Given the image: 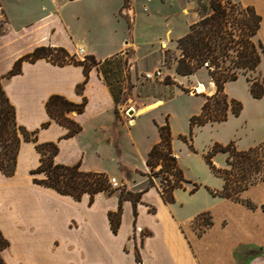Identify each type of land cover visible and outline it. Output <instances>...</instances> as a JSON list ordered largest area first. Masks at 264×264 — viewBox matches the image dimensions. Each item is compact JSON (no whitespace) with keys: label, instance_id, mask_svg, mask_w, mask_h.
I'll return each instance as SVG.
<instances>
[{"label":"crops","instance_id":"0c3cea01","mask_svg":"<svg viewBox=\"0 0 264 264\" xmlns=\"http://www.w3.org/2000/svg\"><path fill=\"white\" fill-rule=\"evenodd\" d=\"M35 1L0 0V24L4 28L0 32V77L38 47L63 48L79 60L93 56L101 64L86 78L83 66H59L40 59L23 62L20 74L2 81L15 107L17 123L30 132L38 131L37 143H21L15 174L7 177L0 171V230L10 242L3 253L5 263L264 264V181L241 193L254 209L214 196L207 207L189 216L182 212L185 204L174 206L178 202L176 190L174 203H166L154 177L155 186L148 187V156L160 141L159 127L169 124L171 118L163 112L165 120H160L159 111L173 98L174 86H179L159 78L143 79V74L154 73L158 66H141V56L151 52L147 44L139 45L146 49L135 53L133 66L121 63L119 57L126 61L129 56L133 46L129 38L137 21L159 20V12L141 18L138 0ZM239 2L254 7L262 17L258 39L264 46V0ZM83 5H89L92 12L98 10L99 18L113 23L110 36L91 41L90 32L80 31L77 24L83 19L82 13L66 10ZM30 7L40 9L41 14L29 18L26 10ZM11 8L16 11L12 15ZM197 21L186 25L177 38L187 34V27ZM153 37L159 39V35ZM79 48L84 50L82 54ZM109 60L115 61L104 68L105 77L100 67ZM173 80L182 83L177 77ZM54 95L75 104L86 100L83 112L69 114L82 128L78 134L66 137L69 130L49 117L46 104ZM231 117L236 116L230 114L228 119ZM51 142L59 148L56 163L103 173L109 180L119 179L122 187H112L113 194L98 193L91 202L89 194L77 201L35 184L34 178H44L31 174L41 164L36 145ZM172 149L181 167L173 138ZM122 191L142 196L136 206L131 200L122 201L121 224L114 233L109 214L118 211ZM203 213L209 215L212 225L200 234L196 222Z\"/></svg>","mask_w":264,"mask_h":264},{"label":"trees","instance_id":"16d2710c","mask_svg":"<svg viewBox=\"0 0 264 264\" xmlns=\"http://www.w3.org/2000/svg\"><path fill=\"white\" fill-rule=\"evenodd\" d=\"M210 8L209 13L191 24L187 34L177 40L178 53L173 57L176 75L191 76L199 69L206 68L216 88L213 95L206 97L200 115L191 118V131L194 127L208 123L225 122L230 114L236 117L241 114L242 103L230 99L225 92L226 84L238 80L240 76L247 78L250 94L254 99H262L264 96V84L251 77L264 59V46L258 39L262 17L254 7L232 0H210ZM169 54V50L165 51L166 62L170 61ZM40 59L59 66L66 64L83 66L86 78L93 67L101 64L93 56L79 60L63 48L38 47L32 53L19 58L13 68L0 77V171L7 177H12L16 172L21 143L23 141L37 143L38 131L30 132L17 123L15 107L10 102L2 81L20 74L23 62L34 63ZM115 60L106 61L101 65L100 69L104 70L105 77L107 72L104 68L108 69ZM164 83L175 84L170 77H167ZM81 88L82 85L78 90ZM86 104V100L81 104H75L63 96L54 95L47 101L46 109L52 120L69 130L66 137H71L78 134L82 128L69 117V114L74 111L83 112ZM49 124L45 123L43 127L46 128ZM159 134L160 141L152 148L147 160L151 172L148 187L155 186L152 177H161V197L166 203H174L175 190L186 189L185 185L191 182L186 180L173 153L170 125L167 123L160 126ZM183 139L187 142L186 138ZM190 148L194 149L192 145ZM36 149L41 155V164L31 174L44 175V178H34L35 184L53 189L61 195L71 196L77 201L85 194L90 195L92 202L98 193L115 192L109 178L103 173L84 172L79 165L67 166L56 163L55 157L59 152L57 143L37 144ZM219 152L227 155L225 169H217L212 162L214 155ZM205 160L214 173L224 179L222 190L212 191L214 196L229 198L242 202L249 208H255L251 201L241 198V193L264 181V142L248 150H238L233 143L226 146L216 144L205 156ZM198 189L199 186L194 184L191 194ZM120 195L118 211L109 214L114 233H117L121 224L122 201L131 200L136 206L142 193L122 191ZM262 209L264 211V205ZM207 215L203 213L197 218L203 227L199 228L200 234L212 225ZM9 246V240L0 230V264H6L3 253Z\"/></svg>","mask_w":264,"mask_h":264},{"label":"rangeland","instance_id":"374dc122","mask_svg":"<svg viewBox=\"0 0 264 264\" xmlns=\"http://www.w3.org/2000/svg\"><path fill=\"white\" fill-rule=\"evenodd\" d=\"M40 1L42 0H36L35 2L40 4ZM232 1L239 2L240 0ZM86 6L88 7L86 8ZM86 6H77L78 8L73 6L67 8L66 11L72 13L77 9L82 13L83 19L77 26L83 34L90 32L91 41H96L95 38L100 39L103 35L110 36L112 27H114L113 23L105 21L102 17L99 18L100 12H97L98 10L94 9L92 12L89 5ZM100 6L97 5L96 7L100 9ZM137 6L141 18L147 14L156 15L159 12V20L142 21V19H139L134 28V33L129 38L130 42L133 43L128 51L129 56L126 61H124L123 56L119 58L121 63H130V66H133L135 64V53L138 54L146 49L139 45L144 46L147 44L151 52H148L146 56H141V66H151L152 68L158 63L155 72L160 71L161 76H157L152 80L159 78V81L164 83L166 78L170 77L179 86V89L176 86L172 89L173 98L159 111V118L162 120L161 113L163 112H168L171 115L169 124L172 129L173 145L180 153L179 162L184 176L186 180L191 182L185 185L187 190L181 188L176 190L178 202L174 206L179 208L181 204H185L184 207L182 206V212L189 216L209 205L208 200L214 198L212 191H221L223 188L224 179L214 173L205 160V156L211 152L212 148L216 144L226 146L233 143L238 150H247L256 147L264 140V98L254 99L250 94V84L247 78L240 76L238 80L226 84L225 92L229 98L242 103L241 115L231 117L225 122L197 126L192 128L191 131V118L200 115L206 97L213 95L216 88L206 68L199 69L188 78L175 75L176 64L173 57L178 53L176 50L177 37L186 25L192 21H197L201 16L211 11L210 0H138ZM85 10L87 11L85 12ZM9 11L11 15L16 12L12 8ZM26 11L29 18H36L41 14L38 8L33 9L30 7ZM3 30L4 28L0 24V32ZM169 31H171L170 35L167 34ZM188 31L189 28L187 27ZM155 35H159V39L153 37ZM168 50L171 58L170 61L166 62L165 51ZM173 75L184 85L174 81ZM142 77L144 79L145 74ZM251 77L264 84V59H262L256 71L251 74ZM114 79L116 78L114 77ZM199 83L206 87L207 92L202 94L196 92L195 85ZM183 138H186L187 142ZM190 145L193 146V150ZM212 162L217 169H225L227 155L221 152L216 153ZM161 181V177H154V182L159 186V190L162 186ZM117 182L119 186L116 188L119 189L122 184L119 179ZM194 184L199 186V189L196 193L191 194ZM207 217L209 218V215ZM196 223L197 227L202 229L200 226L202 222L197 221Z\"/></svg>","mask_w":264,"mask_h":264},{"label":"built area","instance_id":"2783aa9c","mask_svg":"<svg viewBox=\"0 0 264 264\" xmlns=\"http://www.w3.org/2000/svg\"><path fill=\"white\" fill-rule=\"evenodd\" d=\"M83 52H84V50L82 48H79L78 49V53L79 54H82ZM157 76L158 77L161 76V72L160 71H156L154 73H148V74H146L145 75V79L152 80V79H154ZM109 182H110V184L112 185L113 188H116L118 186V182H117V179L116 178H111Z\"/></svg>","mask_w":264,"mask_h":264},{"label":"bare ground","instance_id":"6f19581e","mask_svg":"<svg viewBox=\"0 0 264 264\" xmlns=\"http://www.w3.org/2000/svg\"><path fill=\"white\" fill-rule=\"evenodd\" d=\"M195 90L199 94L207 92L206 87L202 83L197 84L196 87H195Z\"/></svg>","mask_w":264,"mask_h":264}]
</instances>
